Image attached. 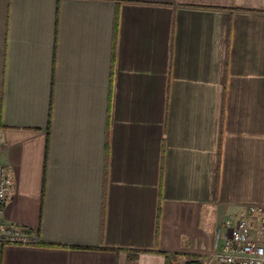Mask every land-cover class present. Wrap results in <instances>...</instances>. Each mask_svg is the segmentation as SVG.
I'll return each instance as SVG.
<instances>
[{
  "label": "crops",
  "instance_id": "1",
  "mask_svg": "<svg viewBox=\"0 0 264 264\" xmlns=\"http://www.w3.org/2000/svg\"><path fill=\"white\" fill-rule=\"evenodd\" d=\"M0 264H191L264 206V0H0Z\"/></svg>",
  "mask_w": 264,
  "mask_h": 264
},
{
  "label": "built area",
  "instance_id": "2",
  "mask_svg": "<svg viewBox=\"0 0 264 264\" xmlns=\"http://www.w3.org/2000/svg\"><path fill=\"white\" fill-rule=\"evenodd\" d=\"M13 169L0 164V212L9 203L15 188ZM228 233L220 249L204 258L193 259L191 264H264V206H248L244 213L224 223ZM36 234L16 224H0V246L35 245Z\"/></svg>",
  "mask_w": 264,
  "mask_h": 264
},
{
  "label": "trees",
  "instance_id": "3",
  "mask_svg": "<svg viewBox=\"0 0 264 264\" xmlns=\"http://www.w3.org/2000/svg\"><path fill=\"white\" fill-rule=\"evenodd\" d=\"M35 245H41V242H37ZM140 251H133L129 254V264H136V260ZM167 258V264H171V255L165 254Z\"/></svg>",
  "mask_w": 264,
  "mask_h": 264
}]
</instances>
